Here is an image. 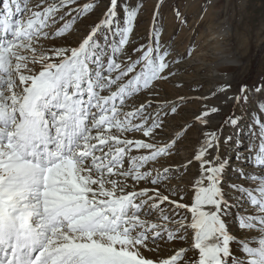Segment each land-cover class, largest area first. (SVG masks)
<instances>
[{"label":"snow or ice","instance_id":"obj_1","mask_svg":"<svg viewBox=\"0 0 264 264\" xmlns=\"http://www.w3.org/2000/svg\"><path fill=\"white\" fill-rule=\"evenodd\" d=\"M28 3L0 4V264H264V122L255 121V149L248 156L236 155L239 164L258 172H245L231 166L230 158L221 159L218 134L205 132L193 160L184 165L186 169L199 162L193 201L183 203V195L173 199L174 189L160 187L172 169L153 175L157 170L148 166L172 155L180 135L162 146L127 138L141 133L154 140L163 130L162 117L179 109V104L168 107L164 102L148 113L151 102L128 104L173 75L170 50L160 43L158 32L154 44L133 50L142 52L138 59H119L141 3L120 8V26V0H110L103 19L77 46L44 51L36 47L40 40L70 34L75 19L91 13L95 4L40 0L34 10ZM73 12L77 17L66 20ZM157 15L154 12L153 20ZM60 21L64 23L55 32L47 31ZM247 91L242 86L234 99L246 101ZM218 111L206 108L195 119L206 127V118ZM227 123L238 122L229 118ZM231 140L229 136L225 143ZM213 149L217 154L208 159ZM140 150L146 154L132 155ZM229 167L255 185L229 183L231 191L240 194L233 197L235 204L224 191ZM141 183L151 187L137 190ZM165 204L173 207L166 209ZM245 204L255 212L249 213ZM179 210L189 212L191 220ZM229 216H234L238 231L259 235H234ZM188 230L193 233L190 249L155 260L143 254L158 253L161 241H186ZM189 250L196 255L187 258Z\"/></svg>","mask_w":264,"mask_h":264},{"label":"rangeland","instance_id":"obj_2","mask_svg":"<svg viewBox=\"0 0 264 264\" xmlns=\"http://www.w3.org/2000/svg\"><path fill=\"white\" fill-rule=\"evenodd\" d=\"M23 3L24 0H21L22 5ZM77 3L79 6L94 3L95 8L91 13L76 18L73 30L65 37L40 40L36 45L38 51L57 46H77L88 35L91 28L103 19L110 0H77ZM125 3L129 6L141 3L142 6L134 30L130 34L129 43L119 59L123 61L129 56L132 60L138 59L142 52L133 50L154 44L155 35L158 32L160 43L170 50L169 61L174 62L170 69L173 75L169 80L157 82L152 89L141 92L128 101V104L134 107L151 102L152 107L147 109L148 113L158 111L159 106L164 102L168 103V107L179 104L176 114L162 117L163 130L157 131L154 140L143 137L141 133L127 136L129 139H145L162 146L170 143L177 134L180 135V140L172 149V155L161 157L148 166L157 170L153 172V175H157V172L163 173L165 168L172 169L169 173L170 178L160 185L161 190L174 189L177 196L173 199H179V196L183 195L185 197L183 203H192V185L200 175L199 162L193 161L186 169L184 165L189 160H193L204 140L205 132L218 134L221 159L230 158L231 166L244 168L245 172H258L257 168L239 164L236 155L248 156L250 149H255L258 139L253 133L259 130L255 121L264 122V112L261 111V108H264V0H120L117 17V24L120 26H123V12L120 8ZM38 4L40 0H29L28 7L38 10L36 9ZM66 11L67 9H64L59 15H63ZM156 11L158 15L153 20ZM177 11L180 13V19L177 18ZM22 15L25 19L27 18L26 14ZM75 17L77 14L73 12L65 19L72 20ZM63 23L64 21H60L47 31L53 33ZM221 48L228 52L224 58L218 51ZM230 59L237 63L231 62ZM220 66L227 68L222 70V73L229 74V79L222 75L215 76L214 69ZM246 82L248 85H245ZM242 86H247V100H241L238 103L230 96L240 95ZM258 87L262 91L257 92L255 89ZM221 88L226 90L220 91ZM180 97L184 98L183 101ZM212 107L218 108L219 111L206 118L208 120L206 127L200 125L195 117L206 108ZM128 110H131V107L125 109V111ZM167 110L165 108V111ZM229 118L237 120L238 123L236 125L227 123ZM229 136L232 137L231 142L225 143V139ZM237 141L241 143L237 144ZM141 154H146L145 150L132 152V155ZM216 154V150L213 149L211 156L207 158L212 159ZM128 167L129 161L126 159L125 169ZM229 183L241 184L249 188L255 187L248 180L241 179L236 172L232 171V167H229L224 174V191L226 198L233 204L236 203L233 197L240 194L231 191L228 187ZM143 187H151V185L141 183L137 190ZM162 207L170 209L173 206L165 204ZM244 207L249 213L255 212V209L248 207L247 204ZM179 211L182 216L191 220L189 212ZM151 219L155 220L156 217L153 216ZM227 221L230 232L236 236L243 238L259 235L256 231H238L234 216H229ZM169 227L174 226L169 225ZM186 235V241L174 240L170 243L161 241L158 253L144 251L143 254L155 260L168 258L179 248L190 249L193 233L188 230ZM236 247L235 244L232 245L234 252ZM195 255L196 253L189 250L187 258Z\"/></svg>","mask_w":264,"mask_h":264},{"label":"bare ground","instance_id":"obj_3","mask_svg":"<svg viewBox=\"0 0 264 264\" xmlns=\"http://www.w3.org/2000/svg\"><path fill=\"white\" fill-rule=\"evenodd\" d=\"M224 48H221V49H218V51H220L221 52V54H223V58L224 57H226V55L228 54V52H225V50H223ZM214 54H215V52H214ZM205 56V55H204ZM222 56V55H221ZM201 57V56H200ZM205 58V57H204ZM199 59V58H198ZM218 59V58H217ZM231 60V59H230ZM231 62H236L237 63V61H232L231 60ZM225 69H227L226 67H223V66H220L219 68H216V69H214V72H215V76H219V75H222L224 78H226V79H229V77H230V75L229 74H223L222 73V70H225ZM214 82V81H213ZM219 82V81H218ZM230 98L232 99V100H234V98H235V95H231L230 96ZM201 125V124H200ZM200 128V127H199ZM183 179V178H182ZM187 181V180H186ZM180 249V248H179Z\"/></svg>","mask_w":264,"mask_h":264},{"label":"trees","instance_id":"obj_4","mask_svg":"<svg viewBox=\"0 0 264 264\" xmlns=\"http://www.w3.org/2000/svg\"><path fill=\"white\" fill-rule=\"evenodd\" d=\"M247 82H248V81H247ZM247 82L245 83V85H248L249 82H248V83H247Z\"/></svg>","mask_w":264,"mask_h":264}]
</instances>
